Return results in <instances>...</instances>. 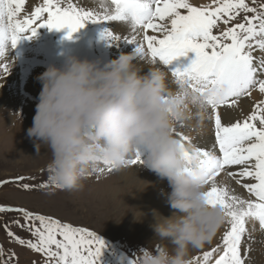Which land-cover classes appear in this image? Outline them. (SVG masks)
<instances>
[{"label": "snow or ice", "instance_id": "snow-or-ice-1", "mask_svg": "<svg viewBox=\"0 0 264 264\" xmlns=\"http://www.w3.org/2000/svg\"><path fill=\"white\" fill-rule=\"evenodd\" d=\"M96 2L98 7H88L84 0H39L29 10L27 0H0V72L4 76L9 73L13 65L9 52L21 39L34 37L39 28L68 29L65 38L71 39L88 23L103 27L101 39L123 40L141 62L162 66L171 74L177 96L191 93L202 119L209 118L213 126L214 141L204 146L193 143L192 137L180 130L184 124L175 129L181 145L191 146V151L186 148L184 152L189 165L185 171L191 170L194 151L208 172L202 195L210 207L221 208L225 217L219 242L202 257H194L191 264H252L255 223L264 236V98L234 122L225 123L221 109L237 107L254 89L264 97V0H210L199 6L191 0ZM110 22L127 25L132 35L121 38L108 26ZM189 52L195 58L186 67H172L173 61ZM143 163L139 150L127 162L132 166ZM112 171L108 166L96 173ZM221 173L241 185L248 198L219 182ZM24 180L16 178L25 190L30 189ZM48 186L47 182L40 185ZM54 187L59 189V185ZM5 212L23 216V225L19 220L13 222L26 228L32 238L21 239L10 230L8 236L42 254L43 264H99L105 242L95 231L0 205V213ZM14 255H6L0 246V264H11ZM139 259L136 256L129 264H137Z\"/></svg>", "mask_w": 264, "mask_h": 264}, {"label": "clouds", "instance_id": "clouds-1", "mask_svg": "<svg viewBox=\"0 0 264 264\" xmlns=\"http://www.w3.org/2000/svg\"><path fill=\"white\" fill-rule=\"evenodd\" d=\"M37 79L42 87L27 135L37 153L41 147L50 152L49 184L78 190L101 167L126 169L139 150L142 166L168 180L173 212L165 217L153 210L154 237L138 253L137 264H191L192 250L210 242L225 219L223 210L210 207L202 195L208 172L199 155L192 151L191 170L185 171L184 152L191 146H182L175 135L179 124L203 121L193 95L177 96L169 73L141 62L133 51L103 64L69 55L62 66L49 65ZM137 179L142 184L135 189L147 187ZM133 213L137 221L144 215ZM154 241L171 247H156Z\"/></svg>", "mask_w": 264, "mask_h": 264}, {"label": "rangeland", "instance_id": "rangeland-1", "mask_svg": "<svg viewBox=\"0 0 264 264\" xmlns=\"http://www.w3.org/2000/svg\"><path fill=\"white\" fill-rule=\"evenodd\" d=\"M209 2L206 0L204 4ZM202 4L199 3L196 6ZM63 30L62 35H58L59 38L56 37L55 39L56 47L59 48H56L59 55L64 54L67 57L79 54L75 51L79 48H88L90 44L88 39L92 36L94 37L92 45L97 42L99 48L103 46V42L98 41L97 30L94 28L90 32V28L85 26L74 33L71 39L65 38L68 29ZM98 50L100 56H102L103 51L106 54H111L106 45ZM90 54L91 60L98 61L95 60L96 52L93 46ZM35 60L40 63L35 65L36 69L27 72L22 71L20 72L22 73L21 76L16 78L19 86H9L12 84L10 81L8 83L10 90H7V81H3L0 85V180L5 179L7 181V179L18 174L40 175L39 172L46 170L45 166L50 159V152L47 148L41 147L37 153L34 141L27 135V129L32 126L35 115L32 106H36L38 103L40 93L39 81L34 73L38 70L43 73L46 69L44 67L48 66V64L43 65L46 61L43 62L38 58ZM26 82L33 83V87L29 89ZM256 97V90L254 89L250 98H253L255 102L264 98L262 96ZM29 104H31L33 116L27 110L28 108H25ZM112 174L109 172L95 173L82 181L81 188L72 191L57 189L48 182L49 186L46 188L35 184L31 190L24 192L21 188L15 187L20 186V184L6 182L0 187V205L23 208L33 213L52 216L62 222H69L74 226L95 231L98 236L106 238L110 242L111 248V250L108 247L103 249L99 264H103L105 259L107 261L113 260L114 252L135 259L138 253L148 247L149 241L154 237V232L150 227L152 222L149 221L150 218L136 220L133 211L134 209L137 210L134 207L138 201L139 191L133 187L130 188L129 185H124V183L121 184L120 181L117 183L115 179L119 177H113ZM47 176L48 171L41 178L47 180ZM165 207L168 212L173 211L168 203ZM15 220H19L21 225L25 223L23 216L19 213H0V246L3 247L6 255L8 253L15 254L11 264H43L44 257L42 254L34 252L27 245H20L14 238L8 236V230H10L21 239L32 238L26 228L13 222ZM258 225L255 223V228ZM250 226L253 227L252 222H250ZM221 227L219 230L222 231L216 240L213 238L203 248L192 250L191 260L194 257H202L204 251L210 250L219 242L220 236L225 230L223 225ZM117 240L119 242H114ZM153 243L156 247L168 244L167 241H154ZM168 246L171 247L170 244Z\"/></svg>", "mask_w": 264, "mask_h": 264}, {"label": "bare ground", "instance_id": "bare-ground-1", "mask_svg": "<svg viewBox=\"0 0 264 264\" xmlns=\"http://www.w3.org/2000/svg\"><path fill=\"white\" fill-rule=\"evenodd\" d=\"M205 1L206 0H191V2L194 5H198L199 3L204 4ZM207 1H210V0H207ZM38 2H39V0H27L26 7L29 10H31L34 7V5ZM77 2L79 3L80 0H77ZM84 4L88 7H98L96 0H84ZM86 26L89 27L90 29L94 28L95 30L99 31V34L101 33V31H103V27L100 25L88 23V24H86ZM108 26L111 28V30L116 35L121 36V38H123L124 36H131L132 35V33H131L130 29L127 27V25H122L119 22H110ZM104 27H106V26H104ZM50 32H52L53 34L48 35ZM55 32H57V30H55V29L49 30L47 27H42L40 29V31L37 32V34L31 38L32 47L28 48L26 50L27 59L34 60V59L38 58L41 61L42 60L47 61L48 66L51 64H55L58 67L62 66L63 63H61L59 60H57L58 61V63H57L56 61L52 60V58L50 56L56 52V48H57V47H55V39H56V37L59 38V36H57V33H55ZM60 33H62V31ZM42 35H43V38L38 40V38H40ZM44 35H47V36H44ZM98 41L103 42V46L106 45L108 47V50H110V52H111L110 55L108 53H107L108 54L107 55L103 51L102 56H100L98 54V51H99L98 49H101L103 46L101 48H99L98 43L94 42L93 47L95 48V52H96L95 60L96 59L98 61L100 60V62L102 64L107 63L108 61L117 58L121 53H128V52L133 51L132 46L126 44L123 40L113 42V41L108 40V39L99 38ZM57 49H59V48H57ZM40 52H42V53H40ZM14 55L15 54L12 52V49H11V51L9 52V57L11 56L13 58V65H12L9 73L6 76H4L3 73L0 72V85L2 84L3 81H7V90H10L9 86H11V87L19 86V84H17V82H16V78L20 77L22 74V73H20L19 69L21 71H24V72H27L29 70L32 71V69H36V66L38 65V63H36V66L33 64L32 67L27 66V65H23V66L19 65L16 62ZM185 58H186L185 60L187 63H189L188 61H191V59H192L190 56H187ZM45 61H43V62H45ZM157 66L163 69L162 66H160V65H157ZM47 67H44V68H47ZM41 74L42 73H40L39 70L34 73V75H36L37 77L40 76ZM169 77H170V87L172 90L175 91L176 88H175V85L172 83V77H171L170 73H169ZM10 81L12 82V84H10L8 86V83ZM32 85H33V83H29V82L27 83V87L29 89L33 87ZM39 87H40V91H41L42 85H41L40 81H39ZM256 95H257L256 98L261 97V94L258 92V90H256ZM6 96H7V94H6ZM254 103H255V100H253V98L242 97L239 100L237 107H234L231 109H229L227 107L222 108L221 112H222L223 121L225 123L234 122L235 120L242 118V115H247L252 110ZM30 105L31 104H29V106L27 105L25 108H28L27 110H29V112L31 113L32 108H34V110H36V106H32V108H31ZM32 113H31V116H33ZM180 130L184 131L185 134L191 136L193 139V143L197 144L198 146H204L205 144L210 145L214 141L212 122L207 117H205L204 120L202 121V123H199V124H197V122L195 120L189 121ZM113 172H114V174H112ZM111 174H112L111 176H113V177H119V178L115 179L116 182L120 181L121 184L124 183V185H126V186L129 185L130 188L133 187V189L141 186V184H142V182L139 181L137 179V177L140 180H143L147 183V187H145L143 190L137 189L139 191L138 201H136L137 204L134 207V208H137L138 211H140L141 213L144 214L142 218H144V219L150 218L149 221H151L153 224L154 223L153 210H156L157 212H159L161 215H163L165 217L170 216L172 214L173 211L168 212L167 210H165L166 209L165 205L167 204V194L171 192V187H170L167 179H161L156 173L151 171L147 166H139V165H137V166L128 165L126 169L119 171V172L112 171ZM218 181L221 183L227 184L229 187L234 189L238 195H241L245 198H248V194H246L242 190V186L236 184L235 180L229 178L226 175V173H221L220 177H218ZM110 186H111V184H110ZM133 189H132V191H133ZM136 196H137V194H136ZM256 227L257 228H255V231L252 232V235L255 238V241L252 244V251L250 252V256L252 258V264H264V244L261 243V240H264V236H262L261 231L258 229V226H256ZM249 228H250V230L252 229L251 226ZM221 231L222 230L217 231V233L213 237V238H215V240L217 239V237Z\"/></svg>", "mask_w": 264, "mask_h": 264}]
</instances>
